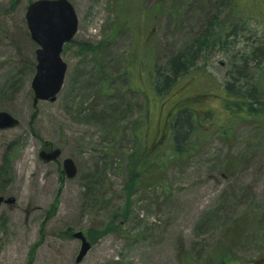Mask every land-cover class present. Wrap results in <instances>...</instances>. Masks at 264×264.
I'll return each instance as SVG.
<instances>
[{"label": "rangeland", "instance_id": "374dc122", "mask_svg": "<svg viewBox=\"0 0 264 264\" xmlns=\"http://www.w3.org/2000/svg\"><path fill=\"white\" fill-rule=\"evenodd\" d=\"M33 1L0 0V110L18 119L0 129V195L15 198L0 205V264H28L33 248L32 264H186L190 258L209 264L220 249L240 263L263 259L264 121L239 123L229 136L218 129L227 117L228 71L242 64L235 61L239 51L263 35L264 0H139L142 11L135 5L128 28L117 20L124 0H68L79 26L62 53L66 81L56 100L37 106L38 45L25 14ZM158 3L161 10L152 14ZM243 23L247 29L229 38L238 43L204 49L176 86L187 96L205 94L189 105L205 114L212 134L191 154L171 158L163 172H146L128 197L133 130L146 108L147 149L172 147L180 97L155 95L150 72L166 71L169 59L212 27ZM83 43L96 48L83 51ZM46 143L62 149L57 161L41 159ZM66 157L76 163L75 177L62 171ZM110 224L117 228L102 237L92 233ZM80 230L92 247L79 262L82 241L72 234Z\"/></svg>", "mask_w": 264, "mask_h": 264}, {"label": "trees", "instance_id": "16d2710c", "mask_svg": "<svg viewBox=\"0 0 264 264\" xmlns=\"http://www.w3.org/2000/svg\"><path fill=\"white\" fill-rule=\"evenodd\" d=\"M139 0H124V8L118 7V18L121 22L127 23L126 27H132V21L135 18L134 12H136L135 5L140 6V0L138 4H135ZM128 3V4H127ZM125 6H127L125 8ZM162 3L154 5L151 8L152 14L157 13L161 10ZM237 11L239 7L236 8ZM142 11V9H141ZM264 15L263 12H259V15ZM264 23V21H263ZM120 24L116 25V30ZM245 23L242 26L234 25L233 27L223 28L219 24L217 28L209 30L207 34L197 37L194 42L186 47L182 52L175 54L167 62L168 66L166 71L161 72L160 69H154V73L150 72V84L153 93L161 98L165 94L171 92L175 94L177 99L174 107L177 109L172 121L171 126V148H166L163 145L162 149H158L155 153L147 149V114L148 109L146 108L144 113V118L141 122L134 128L133 134L136 139L137 145L134 150L129 154V168L130 176L127 185L125 186V191H127L128 197L131 196L135 187L143 180L146 172L153 170L156 172L160 170L163 172L166 169V165L171 158H179L182 155H189L191 152L196 151L197 145L200 144L199 140L202 136L211 135L212 132L206 129L204 125L205 114H199L198 111L192 109L189 105L190 101L199 102L205 94H199L197 96H190L183 92H180V88L176 87L179 82L187 77L190 72L196 68L197 61L200 56L204 53V49H209V47H215L217 45L226 42L228 48L233 47L236 40H230L229 38L233 35H238L245 27ZM264 26V25H263ZM224 30L227 31L224 34ZM255 35H258L255 34ZM227 37L224 41L223 37ZM81 49L84 50H95L96 47L86 43L79 44ZM238 58L235 61H241L242 64L235 63L232 70H229V78L225 82V87L222 92L226 96L224 102V107L227 112V117L225 118V123L220 126L221 134L224 136L231 135L235 130V126L239 123L250 122H262L264 121V32L256 37L254 42L250 45L245 46L242 52L239 51ZM202 68V67H200ZM133 91H136L131 87ZM183 91V89H182ZM180 92L181 96H180ZM180 101L185 102L184 105H180ZM47 144V143H46ZM8 158V157H7ZM8 161V159H6ZM52 204L49 213H53L57 209V201ZM127 206L125 207V213L127 214L130 208V202L127 200ZM117 228L116 225H107L106 228L100 231L92 230L94 236L102 237L104 234L113 231ZM93 234L90 236L92 237ZM91 240H96V238H91ZM34 248L32 250V255L28 261V264H32ZM263 259H258L257 264H262ZM186 264H199L194 263L193 260L184 259ZM247 262L242 261L241 263L238 259L231 253V250L220 249V252L210 259L209 264H245Z\"/></svg>", "mask_w": 264, "mask_h": 264}, {"label": "water", "instance_id": "95a60500", "mask_svg": "<svg viewBox=\"0 0 264 264\" xmlns=\"http://www.w3.org/2000/svg\"><path fill=\"white\" fill-rule=\"evenodd\" d=\"M25 14L30 35L38 45L37 73L32 80L34 104L37 106L41 100H56L62 90L68 71V64L62 58L64 44L75 37L79 23L74 6L68 0H36L29 4ZM17 124L18 119L9 111L0 110V129H8ZM61 155L62 149L59 147H43L40 152L41 159L49 162L57 161ZM63 160V173L68 177H75L78 171L74 159L66 157ZM14 200L12 196L6 198L0 195V205ZM72 236L82 241L76 259L80 262L92 243L83 230L74 232Z\"/></svg>", "mask_w": 264, "mask_h": 264}, {"label": "flooded vegetation", "instance_id": "af4514ba", "mask_svg": "<svg viewBox=\"0 0 264 264\" xmlns=\"http://www.w3.org/2000/svg\"><path fill=\"white\" fill-rule=\"evenodd\" d=\"M44 148L49 149V148H52V146H50V145H48V144H45V147H44ZM262 264H264V258H263V260H262Z\"/></svg>", "mask_w": 264, "mask_h": 264}]
</instances>
